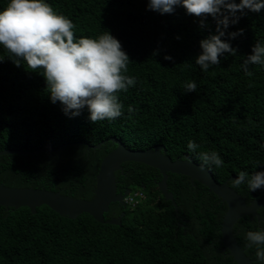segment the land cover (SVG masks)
Masks as SVG:
<instances>
[{
	"label": "trees",
	"instance_id": "16d2710c",
	"mask_svg": "<svg viewBox=\"0 0 264 264\" xmlns=\"http://www.w3.org/2000/svg\"><path fill=\"white\" fill-rule=\"evenodd\" d=\"M8 2L0 0V11ZM45 2L74 23L77 38H96L107 30L118 39L132 61L126 74L136 84L118 93L124 107L114 121L93 123L86 107L70 117L59 101L51 102L42 69L33 72L23 61L17 67L0 45V149H56L1 154L0 183L91 199L100 163L116 146L110 137L132 149L163 144L172 159L186 153L201 164L199 153L216 151L223 166L206 167L220 183L241 171H264V66L248 65L252 76L241 67L255 43L264 44V9L237 12L239 22L230 24L222 37L237 49L236 55L224 53L205 72L195 57L199 42L217 34L212 16L204 18L202 27V18L183 7L160 14L148 10V0ZM239 29L243 35L229 38ZM188 81L196 83L195 92H185ZM101 141V147L86 151ZM189 141L199 147L190 151ZM122 166L116 172L119 190L143 196L133 204L110 205L105 218L123 213L120 224L99 222L86 212L70 218L48 205L35 212L28 206L0 205V264H237L221 240L227 203L199 181L170 172L176 215L159 188V169L134 161ZM232 181L230 186L248 203L264 197V187L250 191L247 184L235 187ZM258 212L262 220L245 215L234 227L252 264H259L256 246L245 236L264 230V206Z\"/></svg>",
	"mask_w": 264,
	"mask_h": 264
},
{
	"label": "clouds",
	"instance_id": "9594fccd",
	"mask_svg": "<svg viewBox=\"0 0 264 264\" xmlns=\"http://www.w3.org/2000/svg\"><path fill=\"white\" fill-rule=\"evenodd\" d=\"M183 7L187 14L204 18L212 16L216 20V33L199 42L200 53L195 57V64L201 70L208 71L210 66L220 63L224 53L235 56L237 49L222 40L230 24L239 22L237 12L244 9L260 12L264 9V0H148V10L160 14L172 13L175 7ZM74 23L62 14L54 11L45 0H9L0 11V45L14 57L13 63L21 66L23 61L33 72L42 69L41 75L46 80L47 90L52 103L59 101L63 111L70 117L80 115L85 107L91 122L114 121L122 115L123 104L118 93L127 92L135 86L136 79L128 76L130 58L123 50L118 39L105 30L96 38L79 37L74 34ZM243 29L228 33L234 39L243 35ZM164 59L172 60L165 55ZM248 65L264 66V44L255 43L251 54L246 57L241 67L245 75L252 76ZM185 92H195L197 85L188 81ZM131 113L134 109L129 106ZM199 147L193 141L188 142V149L195 151ZM203 162L200 167L223 166L224 161L216 151L199 153ZM235 187L247 184L250 191L264 187V171L249 175L239 172L232 181ZM245 239L249 245L256 246L255 256L259 264H264V230L248 231Z\"/></svg>",
	"mask_w": 264,
	"mask_h": 264
},
{
	"label": "water",
	"instance_id": "95a60500",
	"mask_svg": "<svg viewBox=\"0 0 264 264\" xmlns=\"http://www.w3.org/2000/svg\"><path fill=\"white\" fill-rule=\"evenodd\" d=\"M110 140L116 146L100 163L96 175L94 196L91 199L70 196L45 187H15L0 183V205L13 208L28 206L33 212L41 205H48L57 213L70 218H76L86 212L99 222L120 224L123 213L117 217L105 218V213L110 210L112 203L118 202L120 205H126L124 197L130 192V189H126L123 192L118 191L116 172L123 171L122 164L124 162H140L160 170L162 178L158 181L159 188L165 198L174 205L176 215H178L177 202L174 199L173 192L168 188L170 172L186 175L191 182L199 181L209 191L214 192L221 201L227 203V210L221 224V240L224 243V248L228 249L229 254L233 256L237 264H252L253 259L246 254L245 249L235 237L234 227L238 220L245 215H252V217L262 220L258 210L264 206V197L254 198L248 203L246 197L229 184V181L234 180L235 176L232 175L226 181L220 183L215 179L208 167L205 166L201 169V163L191 160L188 154L185 153L182 157L172 159L166 153L167 151L163 144L154 145L147 149H132L117 137H110ZM103 142L88 145L86 151L91 147L94 149L101 147ZM41 151L53 152L56 149L49 147L34 150L5 148L0 149V155L10 153L34 154Z\"/></svg>",
	"mask_w": 264,
	"mask_h": 264
},
{
	"label": "built area",
	"instance_id": "2783aa9c",
	"mask_svg": "<svg viewBox=\"0 0 264 264\" xmlns=\"http://www.w3.org/2000/svg\"><path fill=\"white\" fill-rule=\"evenodd\" d=\"M137 196H143V194H142L141 192H136V193H134V194L128 196V197L126 198V201H127L128 203H131V204L136 203V202L138 201Z\"/></svg>",
	"mask_w": 264,
	"mask_h": 264
},
{
	"label": "flooded vegetation",
	"instance_id": "af4514ba",
	"mask_svg": "<svg viewBox=\"0 0 264 264\" xmlns=\"http://www.w3.org/2000/svg\"><path fill=\"white\" fill-rule=\"evenodd\" d=\"M123 170H124V169H123ZM119 182H120V181L117 182L118 191H119V192H123V190H119ZM126 189H129V188H126ZM126 189H125V190H126ZM125 190H124V191H125ZM114 204H117V203H114ZM113 216H114V215H113ZM114 217H115V216H114Z\"/></svg>",
	"mask_w": 264,
	"mask_h": 264
},
{
	"label": "bare ground",
	"instance_id": "6f19581e",
	"mask_svg": "<svg viewBox=\"0 0 264 264\" xmlns=\"http://www.w3.org/2000/svg\"><path fill=\"white\" fill-rule=\"evenodd\" d=\"M135 193H136V192H135ZM133 194H134V193H133ZM128 196H130V195L127 194V195L124 197V201H125V202H127V201H126V198H127Z\"/></svg>",
	"mask_w": 264,
	"mask_h": 264
},
{
	"label": "rangeland",
	"instance_id": "374dc122",
	"mask_svg": "<svg viewBox=\"0 0 264 264\" xmlns=\"http://www.w3.org/2000/svg\"><path fill=\"white\" fill-rule=\"evenodd\" d=\"M135 192V191H134Z\"/></svg>",
	"mask_w": 264,
	"mask_h": 264
}]
</instances>
